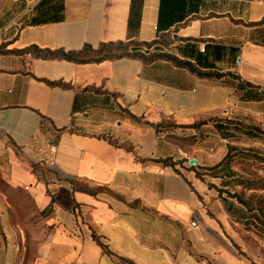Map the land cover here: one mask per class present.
<instances>
[{"label": "crops", "instance_id": "0c3cea01", "mask_svg": "<svg viewBox=\"0 0 264 264\" xmlns=\"http://www.w3.org/2000/svg\"><path fill=\"white\" fill-rule=\"evenodd\" d=\"M1 19L0 264H264L257 211L219 196L239 175L204 172L208 186L188 169L234 148L259 165L264 99L239 84L264 93V0H6ZM119 42L213 76L21 53ZM165 121L180 127L151 126Z\"/></svg>", "mask_w": 264, "mask_h": 264}, {"label": "trees", "instance_id": "16d2710c", "mask_svg": "<svg viewBox=\"0 0 264 264\" xmlns=\"http://www.w3.org/2000/svg\"><path fill=\"white\" fill-rule=\"evenodd\" d=\"M118 46V47H123L126 45V47L130 48L131 53L128 54H120L118 56H105L104 52L105 51H109V50H113L114 46ZM154 45H156V43H152V44H140V43H115V44H109V45H102L100 46V48L98 50H93L90 46H86L81 52L76 53V52H72V53H65L64 51H48V50H40L36 47H32L26 51H23L21 53H33V55L36 58H43V59H60V60H68L71 62H75V63H85L87 61H101V60H105V59H118V58H123V57H127V56H132V57H139L141 59H145V61L147 63H151L154 62L156 60H168L171 61L172 63H174L177 67H181V68H186L188 70H190L192 73H194L195 75L198 76H205V77H211L213 76L212 74H201L194 66L193 64L189 63V62H183L175 57L172 56H164V55H159V54H155L152 55L149 58H144L142 55H139L138 51L141 49H146V50H150ZM0 53H2L1 49H0ZM91 56H93V58H91ZM219 76V75H216ZM51 86H63L65 87V85L61 82H49L48 83ZM239 89L243 91V96L242 99H249V100H262L264 99V93H260L258 90V87L252 85L251 83H245V82H240L239 84ZM136 119V118H133ZM168 121H165L163 123L160 124H154L151 125L153 126L157 132H161L165 129V124ZM171 123H173V125L176 128H179L180 126H177V124H175L173 121H169ZM234 153L232 152V150H230L228 152V154L226 155V157L223 159V161L218 164L217 166L211 167V168H199V167H189V171H193L195 173V176L197 178H201L204 174L203 172H206L208 175L212 176V177H229V178H233L237 176V173L235 171L232 170L233 165L236 164H242V165H246L249 166L251 165V163H245V152L242 151L239 148H234L233 149ZM256 159L263 161L261 158H259L258 156L256 157ZM156 163L165 166V167H172L176 172L180 173V171L177 169L178 165H182V162H174L172 159H166V160H158L155 161ZM253 164V163H252ZM257 165V164H256ZM259 167H263L264 168V161L262 164L258 165ZM260 168V169H263ZM197 169H200L201 171H198ZM231 183H233L235 186H237L239 188V191L235 192V193H231V198L235 199L236 201H238V203H240L241 205L245 206L247 208V210L249 211H257L256 216L261 219V221L264 222V196L260 195H251V196H247L246 192L247 191H260V192H264V180L263 179H257V180H253V179H245L244 177H238L235 178L231 181ZM219 192V196L221 198H223L224 194L229 193V191H225V190H218ZM224 199V198H223ZM255 209V210H254Z\"/></svg>", "mask_w": 264, "mask_h": 264}, {"label": "rangeland", "instance_id": "374dc122", "mask_svg": "<svg viewBox=\"0 0 264 264\" xmlns=\"http://www.w3.org/2000/svg\"><path fill=\"white\" fill-rule=\"evenodd\" d=\"M5 6H6V0H0V27H3L6 23H7V20H3L1 19L2 16H3V13L5 12ZM128 54V53H131L130 51V48L129 47H126L123 46V47H118L117 45L114 46V49L113 50H107L104 52V55L105 56H118L120 54ZM91 58H93V56H91ZM165 129L167 130H173V129H176V127L173 125V123L171 122H167L165 124ZM261 158L263 161H264V148H263V151H261V156L259 157ZM263 161L261 160H258V164H262ZM258 165H256L255 163L249 165V166H246V165H242V164H237L235 165V168L237 170V175H239L240 177H244V178H247V179H253V180H257L258 178H261L264 180V168L263 167H259V168H263V169H258ZM203 174H205L203 172ZM202 181H204L208 186H215L213 184V181L211 179H209L210 181L206 182L208 180L207 177H205V175H203L201 177ZM215 182V181H214ZM217 184H219L220 182H216ZM220 186V185H219ZM218 188V187H217ZM225 197H228V198H231V193H226L224 194ZM264 196V192H263V195Z\"/></svg>", "mask_w": 264, "mask_h": 264}, {"label": "water", "instance_id": "95a60500", "mask_svg": "<svg viewBox=\"0 0 264 264\" xmlns=\"http://www.w3.org/2000/svg\"><path fill=\"white\" fill-rule=\"evenodd\" d=\"M197 164H198V163H197L196 160H191V161H190V165H191V166H197Z\"/></svg>", "mask_w": 264, "mask_h": 264}]
</instances>
